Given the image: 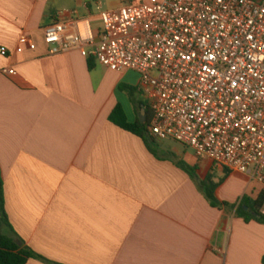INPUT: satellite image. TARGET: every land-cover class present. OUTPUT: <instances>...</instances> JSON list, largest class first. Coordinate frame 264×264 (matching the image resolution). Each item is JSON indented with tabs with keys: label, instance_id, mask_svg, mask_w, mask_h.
Masks as SVG:
<instances>
[{
	"label": "crops",
	"instance_id": "1",
	"mask_svg": "<svg viewBox=\"0 0 264 264\" xmlns=\"http://www.w3.org/2000/svg\"><path fill=\"white\" fill-rule=\"evenodd\" d=\"M134 1L150 0H0V168L9 222L26 247L59 264H263L264 224L237 214L242 205L253 213L261 182L181 144L167 151L156 140L152 153L110 121L118 105L130 123L146 113L120 89L139 87V77L132 84L131 71L112 72L80 51L50 53L44 29L54 21L89 20L99 33L102 13ZM22 36L36 50L16 53ZM137 101L147 102L142 94ZM181 162L196 169L194 178Z\"/></svg>",
	"mask_w": 264,
	"mask_h": 264
},
{
	"label": "built area",
	"instance_id": "2",
	"mask_svg": "<svg viewBox=\"0 0 264 264\" xmlns=\"http://www.w3.org/2000/svg\"><path fill=\"white\" fill-rule=\"evenodd\" d=\"M101 20L99 33L89 20L54 21L44 29L51 55L80 51L135 72L155 140L264 185V0L134 1ZM36 48L22 36L15 52Z\"/></svg>",
	"mask_w": 264,
	"mask_h": 264
},
{
	"label": "trees",
	"instance_id": "3",
	"mask_svg": "<svg viewBox=\"0 0 264 264\" xmlns=\"http://www.w3.org/2000/svg\"><path fill=\"white\" fill-rule=\"evenodd\" d=\"M89 67L90 69L93 68V59H90ZM120 89L123 92L127 93L129 98L135 105H138V107H143L146 110V114H147L146 122L142 123L141 120L138 119L136 122L130 123L121 105H118L115 108V110L110 116V121L114 123L116 126L120 127L121 129L133 133L134 135L140 137L146 143L148 149L152 153L156 154V152L153 150V147L156 146L157 141L152 137V135L149 132L152 111L147 102L139 101V103H137L138 97H140V95L142 94L141 87L140 86L133 87L127 84H122L120 86ZM180 167L184 169L188 174H190L192 178L195 177V172H196L195 168L189 166L185 162H181ZM206 195L207 198L212 203V205L216 206V201L213 196V190L209 189ZM263 202H264V196L260 197V199L257 200L255 205L250 207L253 213L258 215L257 217H255L253 213L245 211L243 205L238 208L237 214L239 216L244 217L246 221L256 220L264 224V215L261 212ZM244 205L249 206V203L244 202ZM0 225L6 226L10 229L9 234H4L0 231V264H27V262L30 259H36V258L48 264H59L36 254L33 250L26 247L24 242L18 237V235L13 230L9 222L8 214L6 212L4 183H3L1 168H0ZM19 242H21L23 245H19ZM263 264H264V258H263Z\"/></svg>",
	"mask_w": 264,
	"mask_h": 264
},
{
	"label": "rangeland",
	"instance_id": "4",
	"mask_svg": "<svg viewBox=\"0 0 264 264\" xmlns=\"http://www.w3.org/2000/svg\"><path fill=\"white\" fill-rule=\"evenodd\" d=\"M132 73H133L134 78H135V81H133L132 84H136L139 76L135 72H132ZM158 147H160V149H164L167 151H173L176 147L180 148L181 146L179 143H177L173 140H164V142H162V145H159ZM5 230H6V228L2 229L3 232H5Z\"/></svg>",
	"mask_w": 264,
	"mask_h": 264
},
{
	"label": "water",
	"instance_id": "5",
	"mask_svg": "<svg viewBox=\"0 0 264 264\" xmlns=\"http://www.w3.org/2000/svg\"><path fill=\"white\" fill-rule=\"evenodd\" d=\"M143 114H144V116L141 117V122L145 123V121H146V118H145L146 113H145V111L143 112ZM245 210H249L248 207H245ZM255 216L257 217L258 215L255 214ZM19 245H22V243H19Z\"/></svg>",
	"mask_w": 264,
	"mask_h": 264
}]
</instances>
